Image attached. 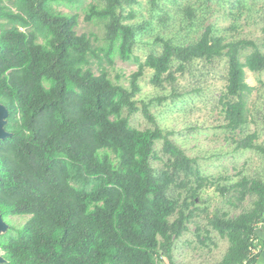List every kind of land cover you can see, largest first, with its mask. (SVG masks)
I'll return each instance as SVG.
<instances>
[{"label":"trees","instance_id":"16d2710c","mask_svg":"<svg viewBox=\"0 0 264 264\" xmlns=\"http://www.w3.org/2000/svg\"><path fill=\"white\" fill-rule=\"evenodd\" d=\"M82 2L0 0V104L11 134L0 141V216L28 217L0 235L4 264H176L174 242L196 213L228 244L216 264H256L264 254L251 256L257 245L264 247L258 235L264 233V178H242L231 186L238 203L251 204L234 217L199 210V194L214 180L156 125L149 107L166 98L141 108L135 98L145 70L152 72L150 84L162 88L173 86L175 75L195 61L224 59L222 128L242 131L253 91L245 70L264 72V53L251 41L225 42L208 28L186 45L157 37L160 52L140 63L133 56L139 31L123 14L132 1L98 0L85 8L84 21L102 25L105 46L99 51L109 63L114 55L138 62L124 87L104 71L93 73L91 60L100 58L92 36L76 34V14L54 8ZM137 112L153 128L131 127L129 117ZM156 142H162L163 157ZM234 145V151L251 150L264 160L255 133ZM152 161L162 167L155 171ZM217 191L224 195L229 189Z\"/></svg>","mask_w":264,"mask_h":264},{"label":"rangeland","instance_id":"374dc122","mask_svg":"<svg viewBox=\"0 0 264 264\" xmlns=\"http://www.w3.org/2000/svg\"><path fill=\"white\" fill-rule=\"evenodd\" d=\"M97 1L83 0L81 5L73 6L58 4L54 8L62 14H76V34L92 36L93 49L100 58L91 60L93 73L98 75L104 71L113 82L118 81L124 87L128 86L129 76L137 71L138 62H143L150 53L160 52V44L155 42L157 37L171 39L175 45H186L211 28L225 42L251 41L264 53V0H130L132 3L124 5L123 14L131 16L125 23L139 31L133 51L138 62L133 59L124 62L114 55L109 63L99 51L105 46L102 25L84 21L85 8ZM175 76L177 80L173 86L164 84L157 88L150 84L152 72L145 70L139 81L140 93L135 98L137 107L155 98H166L149 107L156 125L170 132L171 141L196 161L203 176L214 180V186L200 192L199 210H220L234 217L249 209L251 204L249 199L238 203V193L231 186L242 178H264L261 156L251 150L234 151V141L251 133H255L257 143L264 146V72L253 74L245 70L246 83L253 88L246 98L249 123L242 131L234 133L222 128L224 120L219 100L226 84L224 59L212 63L195 61ZM129 124L138 130L153 128L141 112L131 115ZM161 148L162 142H156L154 149L159 156H162ZM151 165L155 171L162 167V163L156 161ZM218 188L229 191L221 195ZM27 219L11 216L4 222L8 227L19 228ZM227 246L226 240L211 231L202 215L196 213L187 232L174 242L173 259L176 264H216Z\"/></svg>","mask_w":264,"mask_h":264},{"label":"water","instance_id":"95a60500","mask_svg":"<svg viewBox=\"0 0 264 264\" xmlns=\"http://www.w3.org/2000/svg\"><path fill=\"white\" fill-rule=\"evenodd\" d=\"M7 117H8L7 109L4 106L0 105V141L11 136V134L5 130ZM8 228H9L8 225L4 222V220L0 216V235L4 234L8 230ZM4 263H6V261L0 255V264H4Z\"/></svg>","mask_w":264,"mask_h":264},{"label":"built area","instance_id":"2783aa9c","mask_svg":"<svg viewBox=\"0 0 264 264\" xmlns=\"http://www.w3.org/2000/svg\"><path fill=\"white\" fill-rule=\"evenodd\" d=\"M254 243H256V242L254 241ZM261 251H264V247L261 246V245H257L255 249L251 250V256L254 255V254H258ZM242 264H252V263H249L248 261H244Z\"/></svg>","mask_w":264,"mask_h":264},{"label":"crops","instance_id":"0c3cea01","mask_svg":"<svg viewBox=\"0 0 264 264\" xmlns=\"http://www.w3.org/2000/svg\"><path fill=\"white\" fill-rule=\"evenodd\" d=\"M260 239L264 241V233H258ZM264 261V254H261L260 257L258 258L256 264H261L260 262Z\"/></svg>","mask_w":264,"mask_h":264},{"label":"flooded vegetation","instance_id":"af4514ba","mask_svg":"<svg viewBox=\"0 0 264 264\" xmlns=\"http://www.w3.org/2000/svg\"><path fill=\"white\" fill-rule=\"evenodd\" d=\"M0 22H2V23H0V24H3V21H0ZM1 105V104H0ZM3 106V105H2Z\"/></svg>","mask_w":264,"mask_h":264}]
</instances>
